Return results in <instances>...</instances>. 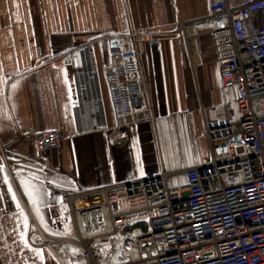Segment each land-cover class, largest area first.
<instances>
[{
    "label": "crops",
    "instance_id": "0c3cea01",
    "mask_svg": "<svg viewBox=\"0 0 264 264\" xmlns=\"http://www.w3.org/2000/svg\"><path fill=\"white\" fill-rule=\"evenodd\" d=\"M208 15L209 0H0V144L9 170L0 155V264H56L27 237L33 232L30 240L40 244V235H69L65 194L162 169L176 175L174 185L185 169L208 160L207 127L217 110L231 113L232 102L220 87L209 35L190 29ZM131 31L140 33L154 125L117 124L103 81L109 39ZM83 47L100 74L109 132L76 134L66 68L68 54ZM48 130L63 143L38 151L33 138ZM57 249L64 261L77 253L68 243Z\"/></svg>",
    "mask_w": 264,
    "mask_h": 264
},
{
    "label": "built area",
    "instance_id": "2783aa9c",
    "mask_svg": "<svg viewBox=\"0 0 264 264\" xmlns=\"http://www.w3.org/2000/svg\"><path fill=\"white\" fill-rule=\"evenodd\" d=\"M190 29L209 35L220 87L241 119L235 121L226 109L215 112L206 130L209 158L185 169L181 183L171 185L176 175L162 169L151 177L65 194L69 235H40V244L30 240L33 232L27 237L31 245L45 246L57 264H264V0H209L208 17ZM138 34L109 39L103 78L117 124L154 125ZM67 59L76 134L109 132L90 49H75ZM33 140L38 151H48L64 139L48 130ZM3 152L0 144L8 170ZM65 243L77 249L68 261L57 251Z\"/></svg>",
    "mask_w": 264,
    "mask_h": 264
},
{
    "label": "rangeland",
    "instance_id": "374dc122",
    "mask_svg": "<svg viewBox=\"0 0 264 264\" xmlns=\"http://www.w3.org/2000/svg\"><path fill=\"white\" fill-rule=\"evenodd\" d=\"M84 48V47H83ZM79 49V48H78ZM75 50V49H74ZM73 51V50H72ZM71 53V52H70ZM69 53V54H70ZM69 54H68V56H69ZM108 61H109V56H108ZM108 63V62H107ZM106 63V64H107ZM68 66V65H67ZM104 67V66H103ZM96 68V67H95ZM102 76H103V71H102ZM103 80H104V78H103ZM105 83V82H104ZM106 86V85H105ZM231 104H230V108H231V115L233 116V118H234V120L235 121H239L240 119H241V115H240V113H239V111H238V109H237V106L235 105V104H233L232 102H230ZM207 153H205V155H206ZM184 172V171H183ZM31 232V231H30ZM29 233V232H28ZM114 260V259H113Z\"/></svg>",
    "mask_w": 264,
    "mask_h": 264
},
{
    "label": "snow or ice",
    "instance_id": "6c2138e0",
    "mask_svg": "<svg viewBox=\"0 0 264 264\" xmlns=\"http://www.w3.org/2000/svg\"><path fill=\"white\" fill-rule=\"evenodd\" d=\"M5 182H7V181L5 180ZM10 191H11V189H10ZM25 192L28 193L29 198L31 199V193L28 192V188L27 187H25ZM13 199H15V197H13Z\"/></svg>",
    "mask_w": 264,
    "mask_h": 264
},
{
    "label": "trees",
    "instance_id": "16d2710c",
    "mask_svg": "<svg viewBox=\"0 0 264 264\" xmlns=\"http://www.w3.org/2000/svg\"><path fill=\"white\" fill-rule=\"evenodd\" d=\"M133 226H134V225H133ZM133 226H131V228H132Z\"/></svg>",
    "mask_w": 264,
    "mask_h": 264
},
{
    "label": "bare ground",
    "instance_id": "6f19581e",
    "mask_svg": "<svg viewBox=\"0 0 264 264\" xmlns=\"http://www.w3.org/2000/svg\"><path fill=\"white\" fill-rule=\"evenodd\" d=\"M192 32V31H191Z\"/></svg>",
    "mask_w": 264,
    "mask_h": 264
}]
</instances>
